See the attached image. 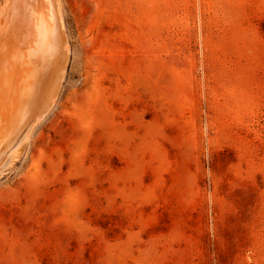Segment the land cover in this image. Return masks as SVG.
Returning <instances> with one entry per match:
<instances>
[{"label": "rangeland", "instance_id": "rangeland-1", "mask_svg": "<svg viewBox=\"0 0 264 264\" xmlns=\"http://www.w3.org/2000/svg\"><path fill=\"white\" fill-rule=\"evenodd\" d=\"M53 107L0 166V264H264V0H60Z\"/></svg>", "mask_w": 264, "mask_h": 264}, {"label": "water", "instance_id": "water-1", "mask_svg": "<svg viewBox=\"0 0 264 264\" xmlns=\"http://www.w3.org/2000/svg\"><path fill=\"white\" fill-rule=\"evenodd\" d=\"M67 59L59 0H0L3 162L52 107Z\"/></svg>", "mask_w": 264, "mask_h": 264}, {"label": "bare ground", "instance_id": "bare-ground-1", "mask_svg": "<svg viewBox=\"0 0 264 264\" xmlns=\"http://www.w3.org/2000/svg\"><path fill=\"white\" fill-rule=\"evenodd\" d=\"M59 9H60V15L62 14V12H61V8H60V0H59ZM61 19H62V15H61ZM63 22V21H62ZM65 29V28H64ZM68 53H69V50H68V48H67V57H68ZM60 88V87H59ZM58 92H59V90H58ZM58 92H57V94H58ZM56 97H57V95H56ZM55 97V98H56ZM54 103V102H53ZM53 107V106H52ZM50 110V109H49ZM49 110H48V112H49ZM47 112V113H48ZM46 113V114H47ZM45 114V115H46ZM45 115H44V117H45ZM43 117V118H44ZM43 118H41L33 127H32V130H31V132H30V134H29V136H28V138L26 139V141H24L23 143H21L9 156H11V158H13V159H17V157L19 156V154H20V152L22 151V150H24L23 148H25V146L27 145V143L29 142V140H30V137H31V135H32V133L34 132V129H35V127L37 126V124L43 119ZM22 153V152H21ZM3 160H4V158H3V156L0 158V166H1V164H3L4 162H3ZM3 162V163H2Z\"/></svg>", "mask_w": 264, "mask_h": 264}]
</instances>
